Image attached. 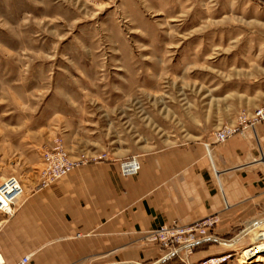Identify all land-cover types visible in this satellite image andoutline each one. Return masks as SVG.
<instances>
[{
    "label": "rangeland",
    "instance_id": "374dc122",
    "mask_svg": "<svg viewBox=\"0 0 264 264\" xmlns=\"http://www.w3.org/2000/svg\"><path fill=\"white\" fill-rule=\"evenodd\" d=\"M260 111L264 0H0V183L16 177L22 199L62 178L49 175L58 146L75 167L119 159L121 170L170 147L224 144L264 125ZM226 129L236 133L213 142ZM217 225L162 264H264V253L244 257L264 225L241 241Z\"/></svg>",
    "mask_w": 264,
    "mask_h": 264
},
{
    "label": "crops",
    "instance_id": "0c3cea01",
    "mask_svg": "<svg viewBox=\"0 0 264 264\" xmlns=\"http://www.w3.org/2000/svg\"><path fill=\"white\" fill-rule=\"evenodd\" d=\"M139 157L141 171L132 178L121 174L119 159H110L80 164L48 187L30 191L17 216L0 225L6 259L12 264L25 256L31 257L29 264H162L164 250L145 241L148 231L173 222L189 226L212 215L220 218L218 235L241 232L235 236L241 241L260 233L263 124L224 144H185ZM235 238L221 243L233 247ZM263 253L244 257L261 261Z\"/></svg>",
    "mask_w": 264,
    "mask_h": 264
},
{
    "label": "built area",
    "instance_id": "2783aa9c",
    "mask_svg": "<svg viewBox=\"0 0 264 264\" xmlns=\"http://www.w3.org/2000/svg\"><path fill=\"white\" fill-rule=\"evenodd\" d=\"M256 120L264 123V112L260 111ZM236 130L226 129L216 133L215 143H224L229 140ZM57 153L52 157H48L49 161V175L52 180L59 179L71 171L75 166L68 162L61 154L60 147L56 148ZM141 171V164L136 158L124 161L121 164V172L126 177H133L138 175ZM221 192L225 193L226 189L221 186ZM24 195V188L16 177H8L0 183V213L9 218L16 215L18 212V204ZM226 208L230 206V201L225 197ZM220 222L218 215L208 217L204 220L198 221L189 226H183L176 222L164 225L158 229L148 231L144 237L145 241L152 244H157L161 248L166 247L169 254L166 255L162 261H167L175 255L187 251L193 246L200 244L203 240L194 241L195 233L201 232L204 229L214 227ZM207 240V239H204ZM190 251V250H189ZM31 257H22L14 264H28ZM0 264H12L6 257L4 252L0 249Z\"/></svg>",
    "mask_w": 264,
    "mask_h": 264
},
{
    "label": "bare ground",
    "instance_id": "6f19581e",
    "mask_svg": "<svg viewBox=\"0 0 264 264\" xmlns=\"http://www.w3.org/2000/svg\"><path fill=\"white\" fill-rule=\"evenodd\" d=\"M20 203V202H19ZM12 218V217H11ZM257 230H259V231H261L262 229H257ZM248 234H246V235H244L242 238H241V240L245 237V236H247ZM264 252V244H259L258 246L256 245V246H254V247H252L251 249H249V250H247L246 252H245V255L247 256V257H249V258H251V257H255V256H257V255H259V254H261V253H263ZM169 254V253H168ZM168 254H165L164 255V257L166 256V255H168ZM163 257V258H164ZM163 258L161 259V260H163Z\"/></svg>",
    "mask_w": 264,
    "mask_h": 264
}]
</instances>
